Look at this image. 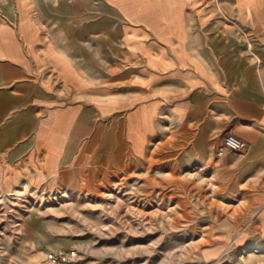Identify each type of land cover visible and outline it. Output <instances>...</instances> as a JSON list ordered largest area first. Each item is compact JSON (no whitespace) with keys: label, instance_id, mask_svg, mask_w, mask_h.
<instances>
[{"label":"rangeland","instance_id":"374dc122","mask_svg":"<svg viewBox=\"0 0 264 264\" xmlns=\"http://www.w3.org/2000/svg\"><path fill=\"white\" fill-rule=\"evenodd\" d=\"M121 1L127 7L139 0ZM219 2L192 0L197 53L229 92L245 89L244 98L264 101V0H235V10L231 0ZM109 7L107 0H0V29L5 37L8 23L20 20L23 28L32 17L62 43L78 42L84 47L78 50L86 74L123 96L134 63L128 62L120 38L123 19ZM207 11L213 16L202 26ZM253 53L261 56L259 61ZM13 115L0 111V126ZM161 116L160 137L151 140L143 158L130 151L124 115L100 116V134L84 144L90 158L80 163L81 177L69 166L61 185L35 191L47 194L46 201L28 195L19 202L17 195H6L13 188L0 191V264H26L35 254L56 251L76 253L78 264H235L242 251L264 252L250 202V182L260 162L246 158L250 150L224 157L217 153L237 119L215 99L191 119L178 120L170 107ZM137 144L139 149L143 145ZM63 190L71 196L61 202L57 198Z\"/></svg>","mask_w":264,"mask_h":264},{"label":"crops","instance_id":"0c3cea01","mask_svg":"<svg viewBox=\"0 0 264 264\" xmlns=\"http://www.w3.org/2000/svg\"><path fill=\"white\" fill-rule=\"evenodd\" d=\"M107 3L123 19L120 38L128 62L134 63L128 67L131 85L123 96L115 86H102L97 76L86 74L78 50L84 47L78 42L62 43L32 17L23 28L20 20L8 23L13 31L8 29L5 37L0 29V111L14 113L0 126V191L6 194L24 184L30 192L53 190L69 174V166L81 177L80 163L90 158L84 144L100 134V116L124 115L130 151L143 158L151 140L160 137L158 119L167 108L182 121L203 113L215 99L237 119L232 129L250 145L246 158L260 162L250 182V202L257 211L258 242H264V101L244 98L245 89L229 92L206 57L197 53L192 0H139L127 7L121 0ZM2 14L0 9V18ZM212 16L202 13L201 25ZM95 32L100 29L94 27ZM251 93L260 96L255 89ZM52 262L56 264L41 252L26 264ZM235 264H264V252L242 251Z\"/></svg>","mask_w":264,"mask_h":264},{"label":"built area","instance_id":"2783aa9c","mask_svg":"<svg viewBox=\"0 0 264 264\" xmlns=\"http://www.w3.org/2000/svg\"><path fill=\"white\" fill-rule=\"evenodd\" d=\"M249 148V143L246 140L237 136L235 132L231 129L230 131H227V133H225L222 137L221 143L217 148V153L219 157H224L228 154L240 155L247 152ZM50 258L56 264H75L79 261L77 259L78 256L76 253L68 255L61 251L53 252L52 254H50Z\"/></svg>","mask_w":264,"mask_h":264},{"label":"bare ground","instance_id":"6f19581e","mask_svg":"<svg viewBox=\"0 0 264 264\" xmlns=\"http://www.w3.org/2000/svg\"><path fill=\"white\" fill-rule=\"evenodd\" d=\"M216 1V4L217 5H219L220 6V2H219V0H215ZM58 2V0H55V3H57ZM234 3H235V1H234ZM40 18V17H39ZM253 55L255 56V59L256 60H260L259 59V57H261V56H257V54H255V53H253ZM169 115V114H168ZM164 116V115H163ZM171 118V117H170ZM214 174V173H213ZM215 175L216 174H214L213 175V177H211L212 179L215 177ZM22 184V183H21ZM27 184H24L23 186H22V188H20V189H18V188H16V187H14L15 189H13L12 190V192L9 194V195H17L18 196V201L19 202H22L23 200H24V198H27V196L29 195H32V196H36L37 198H40L41 200H44V201H46V199H48V197L46 196V195H44L43 193L42 194H36L35 193V191L34 192H30L28 189H27V186H26ZM29 185V184H28ZM212 186H213V194H214V188H215V186H216V184H214V183H212ZM118 189V188H117ZM117 192V191H116ZM3 195V194H2ZM70 196H71V192L70 191H68V190H63L61 193H60V196H58V198L57 199H61V202H63V201H65V199H69L70 198ZM109 196H110V199H115L116 198V195H115V191H113V190H111L110 191V193H109ZM213 196V195H212ZM1 197V196H0ZM50 198L51 199H56L55 198V195L54 194H51L50 195ZM215 199V198H214ZM222 201V200H221ZM12 203V202H11ZM224 203V202H223ZM0 204H2V201H1V203ZM19 203H17L16 205H18ZM22 204V203H21ZM98 204V203H97ZM104 204V203H103ZM225 204V203H224ZM203 238V237H202ZM54 264V263H53Z\"/></svg>","mask_w":264,"mask_h":264}]
</instances>
